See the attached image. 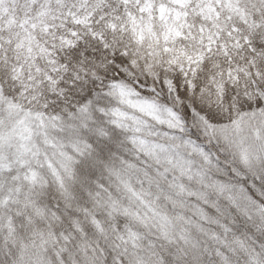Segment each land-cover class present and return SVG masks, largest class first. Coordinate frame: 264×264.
<instances>
[{
  "label": "snow or ice",
  "instance_id": "6c2138e0",
  "mask_svg": "<svg viewBox=\"0 0 264 264\" xmlns=\"http://www.w3.org/2000/svg\"><path fill=\"white\" fill-rule=\"evenodd\" d=\"M0 0V264H264V0Z\"/></svg>",
  "mask_w": 264,
  "mask_h": 264
},
{
  "label": "trees",
  "instance_id": "16d2710c",
  "mask_svg": "<svg viewBox=\"0 0 264 264\" xmlns=\"http://www.w3.org/2000/svg\"><path fill=\"white\" fill-rule=\"evenodd\" d=\"M28 15V0H9L6 25L15 30V23Z\"/></svg>",
  "mask_w": 264,
  "mask_h": 264
}]
</instances>
